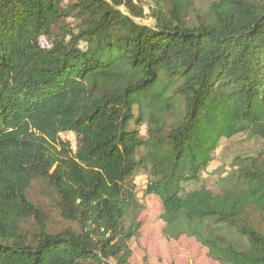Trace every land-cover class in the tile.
Returning a JSON list of instances; mask_svg holds the SVG:
<instances>
[{"label": "trees", "instance_id": "obj_1", "mask_svg": "<svg viewBox=\"0 0 264 264\" xmlns=\"http://www.w3.org/2000/svg\"><path fill=\"white\" fill-rule=\"evenodd\" d=\"M238 136L264 139V0H0V264H130L139 172L167 240L264 264V146L188 190Z\"/></svg>", "mask_w": 264, "mask_h": 264}, {"label": "rangeland", "instance_id": "obj_2", "mask_svg": "<svg viewBox=\"0 0 264 264\" xmlns=\"http://www.w3.org/2000/svg\"><path fill=\"white\" fill-rule=\"evenodd\" d=\"M142 2L145 4L148 14L151 0H142ZM139 22L145 25H152L153 23L150 19ZM135 113L138 114V111L136 110ZM132 127L139 130L143 139L147 138L146 125L136 127L133 124ZM61 137L64 141L70 142L73 149L76 150V137L74 134H62ZM263 146L264 139L249 140L245 136H238L231 140L224 139L215 153L213 163L208 172L203 175L201 182L190 185L188 190H194L199 186H205L213 190L219 178L217 173L219 169L230 171V164L236 156L260 152ZM148 182V176L144 172H139L135 183L139 200L144 209L139 218L142 224L141 237L131 243L134 254L130 264H142L144 257L147 258L148 264H217L208 257V250L197 243L195 239L184 236L177 240H167L165 238L163 235L165 224L161 218L164 211L163 205L158 197L144 194ZM29 198L49 216L50 231L62 230L68 226L62 220L56 208V194L46 181L34 182L29 191ZM34 225V223H30L28 229H32ZM233 237L234 239L239 238L236 233Z\"/></svg>", "mask_w": 264, "mask_h": 264}, {"label": "built area", "instance_id": "obj_3", "mask_svg": "<svg viewBox=\"0 0 264 264\" xmlns=\"http://www.w3.org/2000/svg\"><path fill=\"white\" fill-rule=\"evenodd\" d=\"M40 46L44 49H50L51 48V44L49 43V41L45 38L42 37L39 41Z\"/></svg>", "mask_w": 264, "mask_h": 264}]
</instances>
